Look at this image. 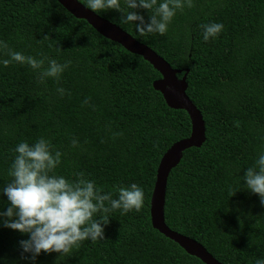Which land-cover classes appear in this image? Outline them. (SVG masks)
Masks as SVG:
<instances>
[{"label":"trees","instance_id":"1","mask_svg":"<svg viewBox=\"0 0 264 264\" xmlns=\"http://www.w3.org/2000/svg\"><path fill=\"white\" fill-rule=\"evenodd\" d=\"M139 11L147 22L148 11ZM94 13L156 52L178 78L187 70L186 93L202 116L205 140L186 149L168 175L166 225L223 264H255L264 256V206L239 178L264 150V0H192L163 36H141L119 11ZM211 22L224 29L205 42L201 26ZM0 40L45 66L48 59L71 62L58 81L43 83L27 65L0 66V185L11 179L16 144L43 136L63 153L55 171L66 179L83 173L113 198L117 187L132 183L144 191L139 211L96 215L109 220L105 240L83 241L64 255L41 252L35 264H204L151 225L159 161L191 133L188 114L154 89L160 73L57 0H0ZM7 203L0 195V211ZM27 238L0 226V258L30 264L18 243Z\"/></svg>","mask_w":264,"mask_h":264},{"label":"clouds","instance_id":"2","mask_svg":"<svg viewBox=\"0 0 264 264\" xmlns=\"http://www.w3.org/2000/svg\"><path fill=\"white\" fill-rule=\"evenodd\" d=\"M124 5L122 9L121 0H87V8L93 12L109 9L121 12L122 22L132 25L141 36L165 35L177 12L183 11L185 6L192 7V0H124ZM139 10L148 11L147 22ZM201 27L205 42L215 40L224 29L220 22ZM43 39L49 38L44 36ZM5 51L7 58L0 59V66L27 65L38 73L40 83L48 78L58 81L71 63L48 59L45 66L44 59L11 51L7 42L0 40V54ZM56 91L61 96L65 94L63 88ZM71 143L76 147L78 142L73 139ZM12 151L14 157L8 169L11 179L0 185V195L6 196L8 202L6 210L0 211V226L27 234L28 238L18 243L21 258L30 264H35L41 252L64 255L83 241L105 240L109 220L107 216L96 219L98 213L113 210L128 213L139 211L143 205L144 191L136 183L117 187V198H113L112 193H103L95 181L84 178L83 173H76L75 180L57 174L55 170L61 164L63 153L43 136L31 143L21 140ZM239 179L243 180L244 188L259 196L264 206V150ZM0 261L7 264L4 258ZM255 264H264V256L256 258Z\"/></svg>","mask_w":264,"mask_h":264},{"label":"water","instance_id":"3","mask_svg":"<svg viewBox=\"0 0 264 264\" xmlns=\"http://www.w3.org/2000/svg\"><path fill=\"white\" fill-rule=\"evenodd\" d=\"M71 15L86 21L97 33L108 40L118 43L127 51L141 56L157 70L161 78L153 82L166 104L173 109L184 110L191 122V133L187 138L174 142L162 155L150 199V219L154 229L174 241L187 254L195 256L204 264H223L192 238L171 230L165 223L164 204L167 178L171 170L180 162L183 152L191 147H200L205 140V127L202 116L187 96L186 73L177 77L178 70L171 66L156 52L134 39L120 27L100 17L78 0H57Z\"/></svg>","mask_w":264,"mask_h":264}]
</instances>
